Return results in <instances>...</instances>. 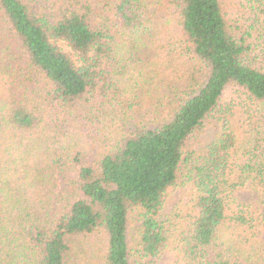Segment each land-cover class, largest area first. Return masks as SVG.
I'll list each match as a JSON object with an SVG mask.
<instances>
[{
	"label": "trees",
	"instance_id": "obj_1",
	"mask_svg": "<svg viewBox=\"0 0 264 264\" xmlns=\"http://www.w3.org/2000/svg\"><path fill=\"white\" fill-rule=\"evenodd\" d=\"M238 8L0 0V264H264V0Z\"/></svg>",
	"mask_w": 264,
	"mask_h": 264
},
{
	"label": "rangeland",
	"instance_id": "obj_2",
	"mask_svg": "<svg viewBox=\"0 0 264 264\" xmlns=\"http://www.w3.org/2000/svg\"><path fill=\"white\" fill-rule=\"evenodd\" d=\"M226 3V10L228 11L231 16L240 14V8L239 7V0H225ZM191 193V189L187 188L184 190H178L175 193L172 194L170 199H168L166 206H165V212H169L175 205L178 203H186L188 201V196ZM237 199L238 202L243 205L248 206H254L257 202V196L256 194L248 189L241 190L237 193ZM175 253L173 251H166L164 255L162 256V259L159 264H175L176 261Z\"/></svg>",
	"mask_w": 264,
	"mask_h": 264
}]
</instances>
